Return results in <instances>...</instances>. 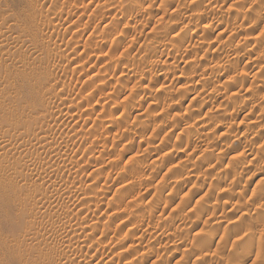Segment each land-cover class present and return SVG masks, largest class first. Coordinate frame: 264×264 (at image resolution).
<instances>
[{"label":"rangeland","instance_id":"rangeland-1","mask_svg":"<svg viewBox=\"0 0 264 264\" xmlns=\"http://www.w3.org/2000/svg\"><path fill=\"white\" fill-rule=\"evenodd\" d=\"M44 4L55 14L51 49L69 54L55 61L69 71L52 92L70 95L69 155L85 166L53 181L96 187L85 189L94 206L70 205L99 223L76 231L79 255L98 243L95 264H264V0Z\"/></svg>","mask_w":264,"mask_h":264},{"label":"bare ground","instance_id":"bare-ground-1","mask_svg":"<svg viewBox=\"0 0 264 264\" xmlns=\"http://www.w3.org/2000/svg\"><path fill=\"white\" fill-rule=\"evenodd\" d=\"M9 1L11 9L6 8L0 11V111L2 112L0 118L1 121L4 120L10 124L7 127V135L1 132L3 129L0 131L2 133L0 134V264H92L93 261L91 260L100 250V248L97 247L99 245L98 243H90V245L86 246L87 253L79 255L83 250L82 245L84 243H81L79 236H82L78 233L76 235V231L80 230L78 231L79 233L82 231L83 235L87 230H98L99 227L97 225L99 223L97 222V224L94 221L89 224L88 222L80 221L81 218L78 219L77 217L78 213H74L75 209L73 210L74 207L71 209L70 205L77 203L75 201L85 202L84 204L90 203V205H93L92 203H95V201L97 202V199L94 198L96 194L91 197L88 196L86 191L90 189V187L92 189L93 186L89 185L87 189L85 186V188L82 189L81 187H74L72 185L64 186L57 182L58 180L53 181L55 177L62 178L64 175H72L73 173L76 175L85 170L84 165V167H80V162H75V156L73 159L71 157L72 154L69 155V152L72 151L70 149V142H72V134L70 132L73 131L72 120L70 119L71 116H69L72 115V111H70L71 108L68 109L70 107L69 103H71V99H69L70 95H68L69 98L61 99L62 97L60 98L57 94H53L52 92V90H54L52 89L53 86H56L62 81L61 76L69 71L59 65L58 62L55 63V61H66L69 59V54L66 52L67 50H55L54 48L52 50L50 47L51 44L49 43H51L50 40L52 39L49 40V31L57 29L54 25L55 20L51 18L52 15H55L53 13L54 11L51 9L46 12L45 10L46 7L44 2L46 3V0ZM22 2L25 4L23 8L21 7ZM77 3L79 4V2ZM114 3L115 5L117 4L116 2ZM110 5L107 6L111 7ZM24 27H29V29L25 30ZM158 35L160 34L158 33ZM176 39L177 38L172 41L175 42ZM56 44L54 43L53 45ZM166 64V66L170 65L167 61ZM51 65H53V68H49L50 71L47 70L46 68L48 66L52 67ZM220 67L222 66H218V70H220ZM222 68L224 70V67ZM184 77L185 76L182 75L176 77L177 82L185 81L187 77ZM64 79L65 77L63 80ZM207 81L206 79H202V83L206 85ZM62 82L64 83L65 81ZM209 84L213 83L211 82ZM18 90H20L22 94H16ZM13 91H15V94L4 98L5 94L8 92L13 93ZM72 103L74 102L72 101ZM79 106L78 109L80 108ZM75 108H77V106ZM68 113L70 114L68 115ZM115 115L114 113V116ZM73 116L74 115H72V117ZM113 123L111 124L110 122L109 124L113 126ZM2 125L0 124V128L3 127ZM77 134L76 136H78ZM141 134L142 132L136 129H131V131H129V136H131L133 140L141 139ZM104 141H106V139H104ZM153 149L156 148L154 147ZM94 171L95 170H92V173ZM95 174L98 173L95 172ZM81 185L83 186V184ZM92 192H90V194ZM97 193L99 195V191ZM45 226L46 230L44 234L38 233L34 236L32 235V230L41 229ZM101 251L102 250L99 252ZM93 253H95L94 256H92Z\"/></svg>","mask_w":264,"mask_h":264}]
</instances>
